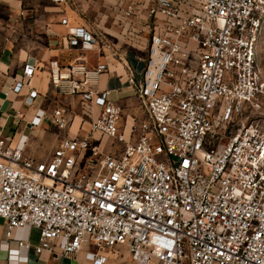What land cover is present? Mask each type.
I'll use <instances>...</instances> for the list:
<instances>
[{
    "label": "built area",
    "instance_id": "built-area-1",
    "mask_svg": "<svg viewBox=\"0 0 264 264\" xmlns=\"http://www.w3.org/2000/svg\"><path fill=\"white\" fill-rule=\"evenodd\" d=\"M134 13L129 6L126 15ZM148 16L136 87L146 119L131 126L135 140L121 129L123 106L96 89L107 64L89 68L82 56L51 60L49 74L59 93L79 97L88 135L67 134L43 160L25 155L26 140L12 147L0 137L6 237L38 229L36 245L19 241L37 255L72 256L91 243L89 264H106L110 254L127 264H264V130L238 117L260 109L264 95L257 51L264 0H153ZM68 40L82 50L111 47L84 27L70 28ZM34 72L28 63L23 76ZM37 95L29 91V104ZM74 118L68 106L53 109L61 129ZM104 137L122 149H103Z\"/></svg>",
    "mask_w": 264,
    "mask_h": 264
},
{
    "label": "crops",
    "instance_id": "crops-1",
    "mask_svg": "<svg viewBox=\"0 0 264 264\" xmlns=\"http://www.w3.org/2000/svg\"><path fill=\"white\" fill-rule=\"evenodd\" d=\"M152 3L153 0H73L70 5L51 0H0V137L9 138L12 147L21 138L26 140L25 155L43 160L67 134L75 136L85 128L88 135L90 121L82 119L79 97L59 93L51 84L49 74L51 60L58 58L66 65L82 56L89 68L101 62L107 64L96 89L110 91V97L123 106L121 129L126 138L135 140L137 135L132 133L131 126L139 120L135 118L145 115L136 87L142 82L148 57L146 24ZM129 6H133L135 13L127 16ZM65 17L68 24L61 22ZM75 27L102 34L111 47L99 49L98 45L82 50L71 46L69 30ZM28 63L35 66V72L26 79L23 75ZM132 74L134 82L130 81ZM21 79L26 81L25 85L20 92L13 91ZM31 89H36L38 95L29 104ZM59 106H68L75 113L72 126L67 130L52 122L53 109ZM41 110L45 115L39 125L33 126L31 121ZM38 238L39 230L31 226L17 228L14 235L7 238L5 223L0 218V264H89L87 253L96 251L87 243L72 256L48 251L37 255L19 246L20 240L36 245ZM11 254L26 257L27 261L21 262ZM106 264L127 263L123 256L110 254Z\"/></svg>",
    "mask_w": 264,
    "mask_h": 264
},
{
    "label": "rangeland",
    "instance_id": "rangeland-1",
    "mask_svg": "<svg viewBox=\"0 0 264 264\" xmlns=\"http://www.w3.org/2000/svg\"><path fill=\"white\" fill-rule=\"evenodd\" d=\"M128 33H129V30H128ZM257 51H258V62H259V66H260L261 78L264 81V22H263V26H262V32H261V35H260L259 40H258ZM123 117H124V112L122 114L121 120H123ZM238 117L241 120L247 119L249 121H255V122L259 123L264 130V95L261 98V108L260 109H258V110L254 109V108L248 109V111H244V114L240 115ZM135 119H139L136 122H140V121L145 120L146 116L141 115L140 117L138 116V118H135ZM62 130H67V129H62ZM86 132L87 131L85 130V128H82L80 130V134H78V135L85 136ZM71 133L74 134L75 131L72 129ZM102 144H103L102 148L105 150L108 149L110 151L119 152L122 149V144H120V143L116 142L115 140H112L108 137H104L102 139Z\"/></svg>",
    "mask_w": 264,
    "mask_h": 264
}]
</instances>
